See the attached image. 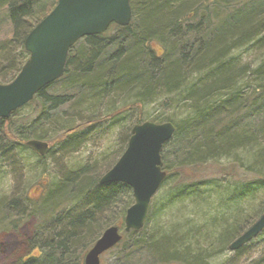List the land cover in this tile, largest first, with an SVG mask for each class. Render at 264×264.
I'll use <instances>...</instances> for the list:
<instances>
[{
  "label": "trees",
  "instance_id": "trees-1",
  "mask_svg": "<svg viewBox=\"0 0 264 264\" xmlns=\"http://www.w3.org/2000/svg\"><path fill=\"white\" fill-rule=\"evenodd\" d=\"M56 1L0 0V29L8 25L10 31L0 40V83L10 82L28 59L24 39ZM129 2L128 25L111 24L102 34L79 39L69 49L62 77L0 118V161L29 166L32 159L54 156L56 164L62 162L79 149L77 137L84 129L105 122L96 116L97 109L106 101H121L120 108L103 117L113 120L108 128L122 127L126 120L121 115L132 110L138 112L135 124L175 125L160 152L167 173L161 187L171 192L165 198L167 210L186 200L210 216L152 232L145 231L144 222L125 232L132 189L122 182L99 183L118 156L102 155L68 171L54 168L58 174L35 162L39 193L30 197L14 191L0 197V233L17 231L28 218H36L26 254L10 264H84L86 251L111 225H118L123 237L103 253L112 254L109 264H208L226 251L234 254L229 264H237L246 246L230 251L229 244L264 212V0ZM243 48L255 53V66L235 54ZM174 95L187 110L179 122L141 117L140 103ZM26 107L29 112L22 115ZM72 113L84 117L80 124L74 125ZM132 126L122 127L125 147ZM29 139H52L53 148L39 155L26 144ZM222 160L228 163L217 173L200 178L195 172ZM159 212L156 207L154 214ZM252 264H264V258Z\"/></svg>",
  "mask_w": 264,
  "mask_h": 264
},
{
  "label": "water",
  "instance_id": "water-1",
  "mask_svg": "<svg viewBox=\"0 0 264 264\" xmlns=\"http://www.w3.org/2000/svg\"><path fill=\"white\" fill-rule=\"evenodd\" d=\"M131 20L129 0H57L54 7L27 34L24 49L29 54L12 81L0 84V118L29 102L65 71L69 49L84 36L104 33L110 24L126 26ZM171 122L150 120L135 124L127 146L115 164L99 180L100 184L122 182L132 189L134 203L127 208L124 231L142 228L151 197L166 177L161 149L173 136ZM27 145L40 155L49 145L29 139ZM264 229V212L248 229L233 240L229 249L237 250ZM122 238L117 225L103 230L84 255V264H100V256Z\"/></svg>",
  "mask_w": 264,
  "mask_h": 264
},
{
  "label": "rangeland",
  "instance_id": "rangeland-1",
  "mask_svg": "<svg viewBox=\"0 0 264 264\" xmlns=\"http://www.w3.org/2000/svg\"><path fill=\"white\" fill-rule=\"evenodd\" d=\"M10 34L9 26H3L0 29V40H5ZM160 48L156 45V49ZM236 55H240L242 62H248L251 66H255L258 63V60H255V53L249 48H243L239 52L235 53ZM178 98L176 95L173 96L172 99H158L154 100L151 103H140L139 105L142 108L141 117L146 118H154L159 116L169 117L174 122H179L186 115L185 106L182 102L177 101ZM131 102V100L129 101ZM109 105V106H106ZM121 101H116L114 105H111L110 101H106L105 104L97 109L96 116H99L105 122H102L97 129L87 130L84 129L81 134L78 135L77 139L79 142V149L75 151L72 155L66 154V157L62 159V163L60 160L55 162L54 156H47L42 161H29V166L22 164H10L5 162V160L0 161V197L3 196H11L14 191L18 192H26V194L30 197H35L39 193V179L40 177V169L33 165L35 162H40L43 167H51L52 170L58 174V170L54 168H66L68 169H77L79 166L85 165L87 163L93 162L94 160H99L102 155L109 154L110 156H120L124 150V142L121 138L123 133L122 127L127 125H134V121L138 115L136 110H132L123 116L124 125L121 126H113L108 128L109 124L113 121L105 120L106 115H108L115 108H120L122 106ZM113 106V108H109ZM33 105L30 112H33ZM21 114L29 112V108H23ZM73 119H75L74 125L80 124L81 120L84 118L81 114L72 113ZM118 118V117H117ZM110 122V123H109ZM106 127L108 129H106ZM48 131V128L46 129ZM94 130V131H93ZM49 135L55 136L56 134H52L51 130L49 131ZM47 141V140H46ZM52 141L48 140L50 148L52 146ZM5 162V163H4ZM55 162V164L53 163ZM225 160L219 162H209L202 167H197L195 172L200 178L202 176L207 177L208 175L217 173L216 171L219 168L226 164ZM26 166V167H25ZM103 166V164H102ZM66 171V172H67ZM242 172V171H241ZM52 173V172H51ZM192 171L187 174L191 175ZM241 174V173H240ZM37 177V178H36ZM56 179L58 177H55ZM252 178V177H251ZM44 181V180H43ZM42 181V182H43ZM171 194L167 187H161L152 197L149 212L153 209V215L148 216L145 221V231L152 232L155 228L166 229L172 224H181L186 219L197 220V222L207 221L210 214H205L203 210L196 209L192 207L188 201L185 200L183 204H179L180 201H175L176 204L171 210L168 209V205L165 204V198ZM160 208V212L154 214L155 208ZM162 207L163 210L161 209ZM170 208V207H169ZM148 212V213H149ZM228 218V216H227ZM36 218L30 217L26 221H24L18 228L17 231L11 232H3L0 233V264H10L16 258L22 257L27 252L26 243L28 238L31 237L33 233V227L35 225ZM216 226H212L210 228H215ZM264 258V233L259 237H256L252 240L243 250L242 255L236 259L235 262L237 264H252L253 261ZM234 257L232 252L226 251L220 255L213 256L209 259L208 264H229V260ZM101 261L105 264H109L112 261V254H104L101 257Z\"/></svg>",
  "mask_w": 264,
  "mask_h": 264
},
{
  "label": "bare ground",
  "instance_id": "bare-ground-1",
  "mask_svg": "<svg viewBox=\"0 0 264 264\" xmlns=\"http://www.w3.org/2000/svg\"><path fill=\"white\" fill-rule=\"evenodd\" d=\"M165 122H171L173 125H174V123L172 122V121H165ZM175 126V125H174Z\"/></svg>",
  "mask_w": 264,
  "mask_h": 264
}]
</instances>
